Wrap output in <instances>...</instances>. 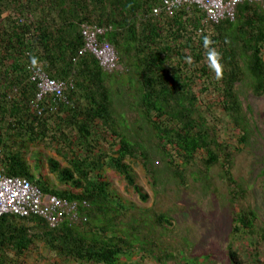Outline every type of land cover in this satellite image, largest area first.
<instances>
[{"label":"trees","instance_id":"16d2710c","mask_svg":"<svg viewBox=\"0 0 264 264\" xmlns=\"http://www.w3.org/2000/svg\"><path fill=\"white\" fill-rule=\"evenodd\" d=\"M165 1L0 0V173L77 204L81 217L56 229L0 218V264H51L44 247L67 264H202L187 240L168 243L170 212L121 196L107 175L148 204L139 170L156 196L172 182L219 196L216 174L232 208L230 264H260L264 227L235 170L255 136L238 86L264 96V10L243 5L236 22L213 25L193 5L157 16ZM85 26L108 30L99 43L115 49L119 71L84 52ZM37 68L67 85L62 102L38 99ZM224 120L239 147L218 131Z\"/></svg>","mask_w":264,"mask_h":264},{"label":"rangeland","instance_id":"374dc122","mask_svg":"<svg viewBox=\"0 0 264 264\" xmlns=\"http://www.w3.org/2000/svg\"><path fill=\"white\" fill-rule=\"evenodd\" d=\"M238 89L245 108L251 107L253 110L250 118L255 136L250 150L252 155L249 156L246 153L237 157L235 174L251 189L252 203L260 216L259 225L264 227V96L255 97L249 93L245 86L239 85ZM218 131L223 133L226 142L236 148L240 146L239 138L233 133L232 127L227 129L226 120L222 121ZM36 150L38 149L33 148V151ZM137 173L140 177L139 185L151 197L148 204H144L137 195L128 193L123 178L110 172H107V175L121 196L135 201L140 207H157L161 212L171 213L174 226L169 230L171 233H167L168 243L179 248V244L187 240L189 243L188 258L203 260V263L200 262L202 264L206 262L208 264H230L228 245L233 229L232 208L226 200L224 185L216 174L218 187L222 191L219 196L206 193L200 186L192 187L190 191L179 190L176 182H172L173 184L171 183L168 187L160 185L158 187L160 195L156 196L146 180L143 170H139ZM260 250L262 254L260 264H264V244L261 241ZM42 253L47 256L51 264H67L49 251H45V247L42 249ZM148 262L155 264L152 261ZM29 264L34 263L29 262ZM37 264L49 263L41 261Z\"/></svg>","mask_w":264,"mask_h":264},{"label":"built area","instance_id":"2783aa9c","mask_svg":"<svg viewBox=\"0 0 264 264\" xmlns=\"http://www.w3.org/2000/svg\"><path fill=\"white\" fill-rule=\"evenodd\" d=\"M189 5L197 6L204 12L206 23L220 25L225 20L235 22L240 6L260 5L264 9V0H167L163 7L155 10V14L172 16L176 11ZM107 33V29L85 26L84 52L93 53L105 71L112 73L120 70L118 55L111 45L99 43V38ZM32 82L39 83L42 94L38 99L43 98V93H51L61 101L67 90L66 84H59L50 79L39 68L33 71ZM7 215L36 216L46 221L52 229L59 228L68 221L77 223L81 219L77 204L56 196L45 195L27 179L10 177L2 171L0 173V218Z\"/></svg>","mask_w":264,"mask_h":264},{"label":"clouds","instance_id":"9594fccd","mask_svg":"<svg viewBox=\"0 0 264 264\" xmlns=\"http://www.w3.org/2000/svg\"><path fill=\"white\" fill-rule=\"evenodd\" d=\"M263 10H264V9H263ZM160 16H161V15H160ZM237 18H238V17H237ZM236 21H237V20H236ZM236 21H235V22H236ZM59 102H62V101H59ZM68 104H69V103H68ZM19 178H20V177H19ZM37 188H38V187H37ZM45 195H46V194H45ZM48 196H51V195H48ZM56 197H57V196H56Z\"/></svg>","mask_w":264,"mask_h":264}]
</instances>
